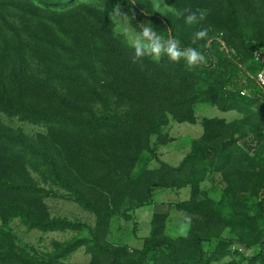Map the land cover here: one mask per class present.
Wrapping results in <instances>:
<instances>
[{
    "label": "trees",
    "instance_id": "obj_1",
    "mask_svg": "<svg viewBox=\"0 0 264 264\" xmlns=\"http://www.w3.org/2000/svg\"><path fill=\"white\" fill-rule=\"evenodd\" d=\"M167 1L180 10L220 13V26L208 31L209 42L194 46L207 57L206 65L189 70L183 60L175 63L167 56L159 62L144 57V71L132 63L133 49L109 18L116 5L124 7L134 30L150 23L166 38L171 28L182 47L190 46L152 0H0V113L47 128L33 137L0 117V214L5 222L19 218L30 230L89 231L55 242L53 258L43 261L1 227L0 264H69L61 259L82 246L92 255L89 264H215L235 241L216 230L223 221L214 202L201 205V198L178 205L198 225L187 238L167 236L166 214L158 212L141 248L107 240L120 208L143 206L154 188L190 186L198 193L213 174L226 182L228 203L253 201L259 235L252 241L239 236V242H257L260 251L250 260L264 264V104L258 103L264 90L256 79L263 64L238 25L243 13L264 16V0ZM236 43L246 52H237ZM205 102L224 112L238 110L243 118L206 117L203 134L179 165L161 161L150 168L147 153L156 158L152 136L166 140L169 116L195 123L196 108ZM33 172L54 187L44 186ZM58 197L94 214L95 226L52 216L46 200ZM213 240L207 251L203 244Z\"/></svg>",
    "mask_w": 264,
    "mask_h": 264
},
{
    "label": "rangeland",
    "instance_id": "obj_2",
    "mask_svg": "<svg viewBox=\"0 0 264 264\" xmlns=\"http://www.w3.org/2000/svg\"><path fill=\"white\" fill-rule=\"evenodd\" d=\"M154 8L157 12L165 16L175 26V28L186 36L190 46H197L201 44L202 40L193 45L191 41L192 34L201 29L207 28L208 31H213L214 27H219L220 13L213 12L214 8L207 9L208 15L201 24L189 26L184 22V17H177L175 14L180 9L169 3L167 0H152ZM160 6L157 7L156 5ZM122 13L125 14L123 6H120ZM261 13L264 11H260ZM259 12V15L261 14ZM225 17V12L222 15ZM241 16V15H239ZM242 18H239L238 25L240 31L244 35V39L249 45L254 47L255 51L264 50V16L248 17L243 13ZM115 24V32L122 35L124 28H130L129 18L126 20H113ZM226 24V23H225ZM227 25V24H226ZM223 31L230 36L229 27L221 26ZM124 36V35H122ZM125 38V37H124ZM126 39V38H125ZM234 49L237 52L245 53L246 50L239 43H236ZM214 116L232 118L231 113H224L219 111L216 106L209 105L207 102L198 104L196 108V122H180L169 116V122L164 126L165 141H160L158 136L154 135L151 138V146L154 149V156L147 153L149 160V167L156 168L160 166V162L164 161L172 166H177L191 150L193 139L199 138L204 131V119ZM1 120L7 126L13 128H21L30 136H37L40 133H46L47 128L44 125L35 124L27 121H22L17 117H11L4 113H0ZM33 175L46 187H54L51 183H46L38 176L36 172ZM226 182L222 180L219 174L209 175L206 180L201 183V190L198 193H193L190 186L181 189H164L154 188L148 197L146 204L140 207L127 206L122 207L117 211L116 215L111 218L109 224V231L107 240L113 244L126 245L132 250L141 248L144 241L150 237L153 227L152 219L155 213L166 214L164 220V233L175 239L187 238L189 233L198 228V225L192 221V215L185 209L178 207L182 202H191L194 199L201 198V205H210L212 201L213 208L218 211V215L222 219V224L216 227L218 231L221 229L224 237L234 239V245L231 247L230 255H234L236 259L240 257H251L258 253L259 244L253 242L250 245L239 242V236L246 241H252L259 235L261 226L252 221L255 214L253 208V201L248 204H234L231 205L225 199ZM197 194V197L194 195ZM235 203V202H233ZM46 204L52 216L65 217L70 220L81 221L89 227H94L96 217L89 211L81 208L77 203L67 198H48ZM241 213L236 215V213ZM195 216V214H194ZM240 218L239 221L234 219ZM227 221H230L227 222ZM3 227L15 236L16 244L28 252L35 259L50 261L54 256L55 242H66L75 236H87L88 229L78 231H50L43 232L38 229H28L21 223L19 218H11L5 222L0 214V228ZM238 237V238H237ZM240 237V238H241ZM216 240L205 242L204 248L208 251L212 249ZM241 249V250H239ZM229 256L222 258L227 259ZM221 258V259H222ZM61 261L69 264H89L92 261V255L88 253L84 246L80 247L73 253L63 257ZM261 259L256 258L252 264H260Z\"/></svg>",
    "mask_w": 264,
    "mask_h": 264
},
{
    "label": "clouds",
    "instance_id": "obj_3",
    "mask_svg": "<svg viewBox=\"0 0 264 264\" xmlns=\"http://www.w3.org/2000/svg\"><path fill=\"white\" fill-rule=\"evenodd\" d=\"M156 6L159 7L160 5L157 4ZM175 14L177 17H184V22L192 26L205 21L208 10L197 9L192 11L190 8H184ZM127 16V14L122 13L119 5H116L109 13L111 21L126 20ZM167 32L168 34L165 38L154 30L150 23L140 24L139 30L124 28L122 35H124L129 46L133 49L132 63L136 64L141 71H144L146 68L143 64L144 57H151L155 62H159L162 56H167L171 62L179 63L183 60L189 70L206 65L207 57L202 51L192 46L182 47L181 41L172 34L171 28L167 29ZM201 40L209 42L207 28H201L191 36L193 45Z\"/></svg>",
    "mask_w": 264,
    "mask_h": 264
},
{
    "label": "crops",
    "instance_id": "obj_4",
    "mask_svg": "<svg viewBox=\"0 0 264 264\" xmlns=\"http://www.w3.org/2000/svg\"><path fill=\"white\" fill-rule=\"evenodd\" d=\"M259 100V99H258ZM260 102H258L259 104L261 103V104H264V98H263V100L261 99V100H259ZM217 108V107H216ZM253 109L254 110H259L260 108H259V106H258V104H254L253 105ZM219 110V109H218ZM219 111H221V110H219ZM222 112H224V111H222ZM224 113H231L232 114V118H228V117H219V116H214V117H219V118H225L228 122H233V121H240L242 118H243V114L240 112V111H238V110H230V111H226V112H224ZM214 117H211V118H214ZM203 134V133H202ZM201 134V135H202ZM200 137V136H199ZM195 139H198V138H195ZM194 140V139H193ZM235 244V243H234ZM233 244V245H234ZM227 256H229L227 259H224V258H222V259H220L219 261H217L215 264H230V262L231 261H235V262H238L239 261V259H236L235 257H234V255H230V254H228ZM253 256H251V257H247V256H245V260H243V261H241L240 262V264H252L253 262H254V260L257 258V257H255L252 261L250 260L251 258H252ZM260 264H263L262 263V261H261V263Z\"/></svg>",
    "mask_w": 264,
    "mask_h": 264
},
{
    "label": "built area",
    "instance_id": "obj_5",
    "mask_svg": "<svg viewBox=\"0 0 264 264\" xmlns=\"http://www.w3.org/2000/svg\"><path fill=\"white\" fill-rule=\"evenodd\" d=\"M254 57H255V60H257V61H259V62H261L263 64V67L257 72L256 79H257L258 83L262 86V88L264 90V50L255 51L254 52ZM241 94L242 95H248L249 91L242 90ZM239 250H241V249H239ZM259 251H260V246L258 248V252ZM256 254L257 253H255L254 255H256Z\"/></svg>",
    "mask_w": 264,
    "mask_h": 264
}]
</instances>
